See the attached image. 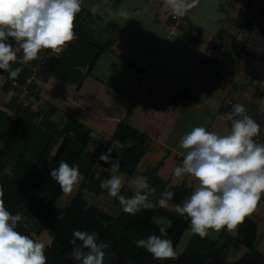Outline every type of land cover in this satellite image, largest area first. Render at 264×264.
Segmentation results:
<instances>
[{
    "label": "trees",
    "instance_id": "trees-1",
    "mask_svg": "<svg viewBox=\"0 0 264 264\" xmlns=\"http://www.w3.org/2000/svg\"><path fill=\"white\" fill-rule=\"evenodd\" d=\"M254 0H245L247 9L240 12L242 16L239 29L244 31V39L240 42L237 55L244 57V73L247 85L254 88L248 108L253 119L264 126V113L258 111V104L264 98V22L255 24L249 17V9ZM231 20V19H230ZM236 22V21H234ZM74 32L78 37L67 44V50L60 55H53L50 49H42L38 58L27 63L14 62L12 68H21L16 78L0 70L3 80L1 89L14 95L5 104L0 105V186L3 189V200L6 208L13 214L19 213L23 219L18 223L17 231L29 235L41 234L51 229L52 241L46 247V264H79L71 256L73 231L81 230L98 233L99 241L107 243L104 264H261L264 254L258 249L259 223L250 216L238 224L237 233L232 234L224 229L217 239L201 238L193 234L185 251L178 252L176 259L155 260L147 251L138 248L134 241L150 235H160L159 226L154 222L156 216H163L172 221L167 237L176 249L184 232L190 227V221L175 212V209L154 208L140 210L134 215L122 211L117 199L111 198L106 189L100 187L101 182L110 178V164L101 161V154L107 153L111 146L106 142L100 156L86 158L84 152L93 139L95 130L78 118L69 116L64 123L57 122L54 115L57 106L42 104L40 84L29 81L34 75L41 82L54 77L58 80L78 81L81 87L83 78L91 73L102 53L114 52L113 46L122 32L119 24L113 20L105 22L99 14L93 15L83 6L74 22ZM226 29H220L207 47L199 68L218 80H228L234 91L238 84L235 73L227 67L223 59L209 51H215L224 44ZM215 40L220 43L216 44ZM15 47L16 42L9 38ZM22 57V51L18 52ZM122 60L131 65L134 63L122 55ZM186 93V92H185ZM233 92H231L232 94ZM27 101V103H25ZM243 100L233 97L227 108L221 110L231 113L235 104ZM37 103L38 108L32 109ZM257 108V110H256ZM239 118V117H237ZM74 133L69 136L68 133ZM112 139L116 149L111 151L112 159H120V174L133 176L139 173V163L150 151L151 138L145 131L133 126L126 120L117 124ZM257 142L264 143L262 131ZM78 166L83 179L78 192L73 196L64 214L58 216L55 208L63 192L59 185L51 179V168L59 166L60 161ZM157 166L147 167L142 177H147L150 186L156 189L150 197L154 202L165 191L174 192L169 202L174 206L183 203L194 190V186L184 179L181 183L170 185L169 181L159 174ZM98 196L107 194L118 208L114 214L87 198V193ZM135 190L127 183L121 194L127 197L134 195ZM264 201V194L261 195ZM79 243V242H78ZM248 249L240 258L231 260L232 247Z\"/></svg>",
    "mask_w": 264,
    "mask_h": 264
},
{
    "label": "clouds",
    "instance_id": "clouds-1",
    "mask_svg": "<svg viewBox=\"0 0 264 264\" xmlns=\"http://www.w3.org/2000/svg\"><path fill=\"white\" fill-rule=\"evenodd\" d=\"M84 3L85 0H0V70L14 79L22 69H13L12 63L33 61L42 49H50L53 55L66 51L67 44L78 38L74 22ZM197 3L198 0H164V6L181 18ZM90 11L93 15L104 16L105 22L129 19L127 11L102 9L100 3L92 4ZM9 38L19 47L14 48ZM20 51L22 57L18 56ZM227 119L231 120L228 134L193 127L180 137L178 145L186 152L173 175L176 178L194 177L197 183L182 205H175V212L188 218L191 232L201 238L208 236L209 229L219 232L236 228L255 210L264 194V143L254 139L261 131L260 125L239 103L233 106ZM111 151L109 149L99 157L111 165L108 168L111 176L102 181L100 187L119 201L124 213L134 215L142 209L169 206L174 192L165 191L154 202L150 197L156 189L149 185L147 177H137L132 182L134 195H122L125 180L120 174V159H112ZM49 175L65 194L71 193L83 179L78 166L63 160L58 167L51 168ZM3 195L0 186V264H46V245L17 231L23 217L6 208ZM154 222L159 226L160 235L135 240V245L155 260L176 259L178 253L172 240L165 238L172 221L157 217ZM72 235L71 256L79 264H104L109 245L99 241L98 233L74 230Z\"/></svg>",
    "mask_w": 264,
    "mask_h": 264
},
{
    "label": "crops",
    "instance_id": "crops-1",
    "mask_svg": "<svg viewBox=\"0 0 264 264\" xmlns=\"http://www.w3.org/2000/svg\"><path fill=\"white\" fill-rule=\"evenodd\" d=\"M107 1L115 10H128L129 19L125 22L115 19L122 32L113 46L114 52L100 55L78 89L85 86L87 100L97 103L98 111L93 114L100 123L108 125L112 135L119 121L126 120L150 136V151L145 155L149 161L156 163L164 153L173 151L181 156L180 166L186 152L178 146L180 137L193 127L228 134L221 110L225 102L221 96L224 93L231 95L234 91L232 83L226 80L227 84L222 86V81L205 73L198 65L216 33L228 29L230 15L246 11L247 4L245 0H198L184 17L173 19L164 0ZM221 4L230 11L219 13L217 6ZM140 8L148 9L149 13L140 11ZM210 21H217L220 28L207 38L208 27L213 25ZM228 35L227 32L221 47L209 52L223 59L234 71L238 93L243 88L242 83L247 86L248 81L247 78L237 80L245 77L244 60L237 59V49L226 48L231 38ZM215 43L220 41L215 40ZM118 55L131 60L134 65ZM216 120L221 122L215 125ZM102 131H106L105 127ZM102 145H106L103 139ZM168 157L159 169L162 173L166 170ZM184 179L195 187L197 181L194 177L190 180L185 176Z\"/></svg>",
    "mask_w": 264,
    "mask_h": 264
},
{
    "label": "rangeland",
    "instance_id": "rangeland-1",
    "mask_svg": "<svg viewBox=\"0 0 264 264\" xmlns=\"http://www.w3.org/2000/svg\"><path fill=\"white\" fill-rule=\"evenodd\" d=\"M111 2H114V0H111ZM94 3H100L101 4V8H111L113 10L114 7L112 4H110V2H108L107 0H85L84 3V7L87 8L88 10H90V7L92 4ZM128 6V5H127ZM219 13H223L224 11H230V8L226 5H219L217 6ZM206 9V7L203 8V10ZM151 10V9H150ZM126 11V10H125ZM140 11L144 12V13H149V10L144 8L143 10L140 8ZM128 12V10H127ZM141 12H139L140 14ZM248 15L249 17H251L254 21L255 24L259 23L260 21L264 22V0H254L249 11H248ZM100 15V14H99ZM103 19H105L104 16L100 15ZM242 16L240 15V12L237 13L235 12V15L231 16L230 15V19L228 22V29L226 30V32L229 33L228 36H230L231 38H229V40L227 41V44L225 45L226 48L230 49V48H235L238 47L240 45V42L244 39V31L239 29L238 24L241 23V19ZM212 19V18H211ZM112 20V19H111ZM115 20V19H113ZM121 20V22H125L124 20L126 19H119ZM236 21V22H234ZM116 22V20H115ZM213 25L209 26L208 28L210 29V32H206L207 38L212 37L214 35V33L216 32V30H218L220 27L218 25V22L216 21H210ZM19 46L16 45L14 48H18ZM236 49V48H235ZM238 56V55H237ZM237 59H240L239 61L241 62L242 60H244V57H240L238 56ZM239 64V62H236V64ZM235 64V65H236ZM238 66V65H237ZM243 66V62L241 63V67ZM245 74V73H244ZM86 78V76L83 78V80ZM245 77H240L239 81L245 80ZM3 80L2 74H0V105L2 107H5V104L10 100V98L14 95L13 91H10L9 93L4 92L1 89V82ZM218 80V79H216ZM220 82L222 81V86H225L227 84L225 79L219 80ZM228 81V80H227ZM230 82V81H229ZM84 83V82H83ZM242 90H240V92L237 93V91H233V93L231 95L228 94H223L222 100H224L225 102V107L227 108L229 101H231L232 97H238L239 100H243V102H241V104H243L246 108V114L248 112L252 105V99H251V95L252 92L254 90L253 87L251 86H246L245 83H242ZM85 87V86H84ZM84 87L80 88V90L78 89V81H61L58 80L57 78H50L48 81L46 82H41L40 84V88L42 90L41 95H42V104L45 105L44 107L47 108V104L48 103H52L55 106H57L58 111L56 112V114L54 115V119L57 122L60 123H64V121L66 120V118H68L69 116H73L75 118L80 119L81 121H83L85 124H87L88 126L92 127L95 130L94 136L92 141L90 142V144L88 145V147L86 148L85 152H84V157L89 158V157H94L96 155L101 154V152L104 150V147L102 145V139L109 143L111 146V149L114 150V140L112 139V131H110V129L108 128V125L102 124L99 122V119L93 114L96 113L98 111L97 107H95L97 105V103L95 101H91V99H88V96L86 95L85 91H84ZM187 92V91H186ZM27 103V101L25 102ZM258 111L260 110V112L264 113V98L261 100V102L258 104ZM38 108V104L35 103L32 106V109H36ZM249 108V110H248ZM257 110V108H256ZM222 113L224 114L225 117H223L224 119H226L225 124L227 125V129L225 130L227 133H229L231 131V120L227 119V112L222 110ZM247 114V115H248ZM222 119V116H221ZM219 122V120L215 121V125H217ZM230 124V125H229ZM106 129V131H102V128ZM230 129V130H229ZM262 133L264 134V126L261 129ZM168 157V166L166 165L164 172L162 173V171H159L160 175H164L165 177H168L167 180L169 181L170 185H176L179 184L183 181V178H176L174 175H171L172 172H174V168L179 166V162H180V158L181 156H177L175 152L173 151H168L167 153H164L163 157H159L155 163V161H149L145 156V158L142 159V161L139 163L138 165V172L137 174L133 175V176H128L125 174H121L124 176V180L125 183L128 184V186L135 190V186L134 183H132L133 181H135V179L137 177H142L141 173L142 171L145 170V168L148 167V165H153V166H157L159 161H164L166 160V158ZM161 167V166H160ZM82 175V174H81ZM83 177V176H82ZM189 179L191 180V177H189ZM81 183V182H80ZM80 183L77 186H74V190L71 193L65 194L63 193L62 196L59 199V202L56 205V212L58 214V216H61L62 214H64L68 204L70 203L71 199L73 198V196L78 192L79 190V186ZM87 193V198L89 200H91L92 202L100 205L102 208L117 214L119 212L118 208L115 207L113 205L112 200L110 199V197L107 194H101V195H94L91 192H86ZM171 209H175V206L173 204L169 203V206ZM250 217L255 218L258 223H259V243H258V249L261 253L264 254V201L260 200V202L257 204L255 210L248 215ZM157 217H161V218H165L163 216H156ZM237 228L238 225L236 226V228H234L233 230L229 231L232 234H236L237 233ZM221 229L219 232H216L212 229L208 230V237L212 238V239H217L220 235V233L222 232ZM193 233L191 232L190 227L184 232V234L182 235L180 241L178 242L177 246H176V251L178 252H183L186 250L187 245L192 237ZM33 236L35 239L40 240L41 242H43L46 247L51 243L52 241V231L51 229H45L41 234H36L33 233ZM248 251L247 248L241 246V247H232L231 252H230V259L231 260H235L240 258L244 253H246ZM261 264H264L261 262Z\"/></svg>",
    "mask_w": 264,
    "mask_h": 264
},
{
    "label": "built area",
    "instance_id": "built-area-1",
    "mask_svg": "<svg viewBox=\"0 0 264 264\" xmlns=\"http://www.w3.org/2000/svg\"><path fill=\"white\" fill-rule=\"evenodd\" d=\"M172 17H173V19L179 18V17H176L174 15ZM29 81H34V83H36V84H41V81L37 77H35V75Z\"/></svg>",
    "mask_w": 264,
    "mask_h": 264
}]
</instances>
